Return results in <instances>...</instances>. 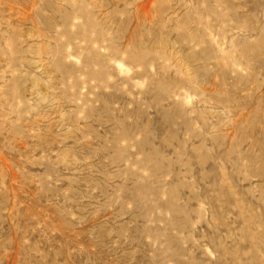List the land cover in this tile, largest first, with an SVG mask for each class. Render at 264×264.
<instances>
[{"label": "rangeland", "instance_id": "1", "mask_svg": "<svg viewBox=\"0 0 264 264\" xmlns=\"http://www.w3.org/2000/svg\"><path fill=\"white\" fill-rule=\"evenodd\" d=\"M0 264H264V0H0Z\"/></svg>", "mask_w": 264, "mask_h": 264}]
</instances>
